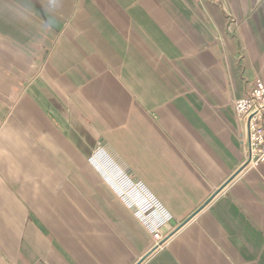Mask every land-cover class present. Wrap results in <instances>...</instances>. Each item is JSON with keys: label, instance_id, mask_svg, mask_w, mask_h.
<instances>
[{"label": "crops", "instance_id": "crops-1", "mask_svg": "<svg viewBox=\"0 0 264 264\" xmlns=\"http://www.w3.org/2000/svg\"><path fill=\"white\" fill-rule=\"evenodd\" d=\"M257 77L264 0H0V264H264Z\"/></svg>", "mask_w": 264, "mask_h": 264}, {"label": "built area", "instance_id": "built-area-1", "mask_svg": "<svg viewBox=\"0 0 264 264\" xmlns=\"http://www.w3.org/2000/svg\"><path fill=\"white\" fill-rule=\"evenodd\" d=\"M234 110L244 123V142L249 162L256 165L264 160V83L255 78L251 89L242 97L234 99Z\"/></svg>", "mask_w": 264, "mask_h": 264}, {"label": "water", "instance_id": "water-1", "mask_svg": "<svg viewBox=\"0 0 264 264\" xmlns=\"http://www.w3.org/2000/svg\"><path fill=\"white\" fill-rule=\"evenodd\" d=\"M248 161H249V159H246V161L243 163V165L241 166V168L242 167H244L247 163H248ZM234 175V174H233ZM232 175V176H233ZM231 176V177H232ZM231 177H229L228 179H227V181L231 178ZM227 181H225V183L227 182ZM225 183H223L216 191H214L211 195H210V197L204 202V204L217 192V191H219V189L225 184ZM204 204H202L201 206H199L198 208H196L192 213H190L183 221H181L179 224H178V226H177V228L179 227V226H181L182 224H184L188 219H190ZM166 239V237L165 238H163V239H161L160 241H159V243H162L164 240ZM157 246V245H156ZM156 246H154L152 249H150L143 257H142V259L146 256V255H148Z\"/></svg>", "mask_w": 264, "mask_h": 264}]
</instances>
